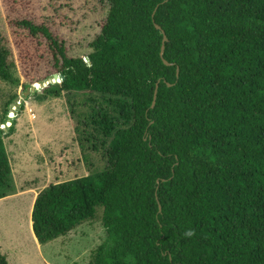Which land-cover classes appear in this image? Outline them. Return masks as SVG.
Wrapping results in <instances>:
<instances>
[{
  "label": "trees",
  "instance_id": "1",
  "mask_svg": "<svg viewBox=\"0 0 264 264\" xmlns=\"http://www.w3.org/2000/svg\"><path fill=\"white\" fill-rule=\"evenodd\" d=\"M101 1L92 65L69 54L56 24L12 19L47 41L52 73L64 76L46 95L96 96L81 142L106 158L40 192L38 241L67 236L102 208L107 235L90 264H264V0ZM12 56L0 41V79L19 83ZM15 126L6 111L0 200L16 191L5 141ZM0 264H10L1 249Z\"/></svg>",
  "mask_w": 264,
  "mask_h": 264
},
{
  "label": "rangeland",
  "instance_id": "2",
  "mask_svg": "<svg viewBox=\"0 0 264 264\" xmlns=\"http://www.w3.org/2000/svg\"><path fill=\"white\" fill-rule=\"evenodd\" d=\"M106 13L101 0H0V41L13 52L12 71L19 80L0 79V120L6 111L10 120H16L15 131L5 136L16 191L0 200V249L10 264H90L107 235L99 208L96 220L67 236L45 245L35 236L32 214L40 192L104 168L106 158L101 151H84L81 142L82 128L95 106L88 98L96 96L46 95L45 87L62 82H49L54 68L48 43L14 25L12 19L16 14L36 23L56 24L69 54L87 60ZM42 82L47 86L24 96L29 87ZM12 122L1 127L9 130Z\"/></svg>",
  "mask_w": 264,
  "mask_h": 264
},
{
  "label": "water",
  "instance_id": "3",
  "mask_svg": "<svg viewBox=\"0 0 264 264\" xmlns=\"http://www.w3.org/2000/svg\"><path fill=\"white\" fill-rule=\"evenodd\" d=\"M157 28H158L159 30H161V31L163 32V34H164V44H163V48H162V52H161V55H162V57H163V56H164V52H165V43L168 41V37H167V35H166V33H165V30H164L160 25L157 24ZM86 61H88L89 64L92 65V62H91V60H90L89 57L87 58ZM165 62H166L167 65H172V63L168 62L167 60H165ZM52 78H55V79H59V78H60V79H62V81L64 80V76L61 75V74H57V73L54 74ZM49 82L52 83L53 81H49ZM54 82H56V81H54ZM41 85H42L43 87L45 86L43 82L41 83ZM46 86H47V85H46ZM158 87H159V86L157 85V88H156V91H155V98H154V102H153V106H152V107H155V104H156L157 94H158ZM36 91H37V89H36L34 86H33V87H29V88L26 90V92L24 93V96L27 97V96H29V95L35 93ZM16 100H17V101L20 100V97H17Z\"/></svg>",
  "mask_w": 264,
  "mask_h": 264
}]
</instances>
